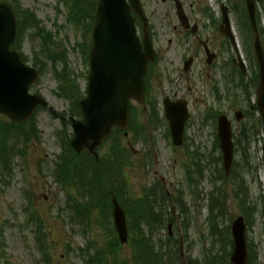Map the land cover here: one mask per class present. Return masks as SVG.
Masks as SVG:
<instances>
[{
  "label": "rangeland",
  "instance_id": "obj_1",
  "mask_svg": "<svg viewBox=\"0 0 264 264\" xmlns=\"http://www.w3.org/2000/svg\"><path fill=\"white\" fill-rule=\"evenodd\" d=\"M20 1L25 7L34 10L45 27L56 34V41L58 40L68 49L70 64L80 75L79 80L84 91L87 85L85 76L88 66L84 63L81 54L74 48L78 42L84 39L83 29L76 25H83L86 21L76 25L69 23L66 14L68 8L61 13V9L64 10V7L58 4V0ZM259 14L261 28L264 31V7L261 5ZM154 23L156 24V20ZM247 31L243 25L242 32L244 35L242 37L245 36L246 38L243 42L249 45V33ZM28 33H34V31ZM240 36L238 30V37ZM39 49L40 40L37 36L36 38L28 36L23 43L22 51L29 57L28 63L30 65L33 64L34 55ZM242 53L246 60L247 56L253 52L249 50L248 54H245V51ZM38 55L43 57L40 53ZM226 55H228V51H226ZM166 57L171 60L173 55L171 52H167ZM246 62L248 63L247 60ZM172 65L174 64H167L164 61L152 81L155 98L158 100L160 95L167 93L168 88H175L169 82L170 79L166 78L167 73L172 70ZM253 65L256 68L255 60ZM51 69V66L45 69L39 82L33 85L31 92H40L55 111L71 116L69 103L54 94L57 81L53 77ZM205 69L206 67L201 64L194 67V71L190 73V85L193 87V91L186 90L182 95L189 100L192 114L187 144L182 147L173 146L166 137V124L157 126L155 116L143 123L145 117L141 112H144L145 108L143 105L134 103L140 113L138 114L139 121H136L135 126L145 128L149 142L146 143L148 144L146 146L141 144L132 146L133 154H137L133 162L135 165L133 168L132 166L128 168L127 176L126 171L124 174L122 169L120 177L125 181L127 180L130 185V193H133L135 197L143 193L144 187L155 186L157 183L165 187L168 191L170 205L167 203L164 210L165 212L168 210L172 214L171 217L174 221L172 237L176 238L172 253L167 252L166 262L167 264H188V257L192 259L201 258L203 247L205 245L208 247L210 244L208 239V237L210 238V226L207 225V194L223 189V193L233 195L232 185L237 173L241 175L245 172L244 179L250 202L247 203V208L254 207L255 209L254 213L249 216L252 224L248 222V240L254 242L257 247L258 263L264 264V131L257 132L248 151H245V145L237 148L235 177L225 182L224 188H222V181L216 180L218 171L223 168L220 161V148L215 140L216 126L212 122V118L205 117L209 98L202 82L204 77H207L197 75L203 73ZM228 72H231V69H227V75ZM231 76L232 72L230 76H226L227 83L223 85L222 93L220 92L222 100L220 102L224 105L220 109L229 113L231 118H235L234 111L231 112V106H234L235 99L230 100L233 89L228 83V80L232 78ZM241 104L237 108L241 107ZM245 106L247 107L248 104ZM73 114L75 117L79 115L76 109ZM257 116L256 112L251 119L245 120L243 123L254 124ZM0 119H5V117L0 116ZM37 127L39 129V142L30 143L25 148L26 153L23 156H21L22 143L16 142L15 145L17 146L14 145L16 154L14 170L10 175L0 176V264H84L85 258H88L85 250L88 241L96 240V246L102 250L106 248L108 239L105 238L101 227L94 225L91 228H86L84 225L69 222L67 218V214L71 217L72 213L68 206V213L66 212V204L67 202L72 204V202L68 201L69 196L66 190L62 189L51 175L52 162L62 152L58 132H63L65 127L63 122L54 116L49 109H44L37 113ZM238 129L236 122L234 132L237 135ZM68 132L72 133L71 126L68 127ZM140 139L143 138L140 137ZM124 141L126 147L129 148L128 142ZM108 148L106 144L100 155H106ZM194 150L198 151L199 154V160L194 159L199 163L196 167L193 166ZM147 151H149V156L145 162L142 155H145ZM120 165H122V161ZM190 176L193 179L192 183L188 181ZM27 192L32 193L31 201L36 211L39 212L40 215H38L41 217L42 223L36 221L30 214V210L27 209V203H29ZM180 193L184 195L182 200L186 204V212L182 211L175 202ZM232 195L227 196L228 205L226 206L225 218L222 219L228 226H231L238 216L244 215L240 200L235 197L236 195H233L234 197ZM72 198L73 196L70 200ZM40 226H43V231L38 234ZM147 227L145 226V229L148 232ZM36 232L38 236L45 238L47 244L50 245L48 248L50 259L48 260L43 261L37 250ZM167 235V228L158 230V234L153 238L155 245L160 247V244H165ZM157 241L158 244H156ZM92 251L94 252L93 249ZM117 257L120 261L127 260L128 264H135L128 244L123 246L122 252ZM109 264H113V261L110 260ZM150 264L152 263L150 262Z\"/></svg>",
  "mask_w": 264,
  "mask_h": 264
},
{
  "label": "water",
  "instance_id": "obj_2",
  "mask_svg": "<svg viewBox=\"0 0 264 264\" xmlns=\"http://www.w3.org/2000/svg\"><path fill=\"white\" fill-rule=\"evenodd\" d=\"M133 8L139 10L138 0H130ZM250 19L255 24V3L247 0ZM126 0H98L93 29V47L90 53L89 86L87 97L80 101L83 120L73 119V148L80 153L85 147L95 153L108 139L113 126L127 129L131 97L143 100V82L148 58L152 48L142 51L135 33L134 21ZM223 31L231 37L229 19L226 18ZM16 35V18L6 4H0V113L15 121L27 120L35 108L47 103L37 95L29 94V86L37 78V72L21 62L17 51H10ZM255 50L260 64L258 106L264 122V53L259 36L256 35ZM243 72L245 71L242 66ZM179 115L172 110L168 116L176 143L181 142L186 108L179 109ZM182 110V111H181ZM219 137L224 156V167L230 171L234 155L231 125L226 117L219 120ZM116 227L123 242L128 239V230L123 210L114 200ZM246 224L243 217L233 222L235 240L233 264H247Z\"/></svg>",
  "mask_w": 264,
  "mask_h": 264
},
{
  "label": "trees",
  "instance_id": "obj_3",
  "mask_svg": "<svg viewBox=\"0 0 264 264\" xmlns=\"http://www.w3.org/2000/svg\"><path fill=\"white\" fill-rule=\"evenodd\" d=\"M72 3L73 9L70 11V19L76 23L86 21L84 22L85 32H90L95 10V0H72ZM19 18V37L29 28L39 29L33 15L21 13L19 14ZM42 39L44 47L47 48V56L54 58L55 50L53 49L55 47H52L54 46L52 38L42 34ZM84 49L87 55L89 50L87 43L84 45ZM51 60L55 64L54 59ZM63 61L67 65L65 57ZM57 76L60 79L57 95L70 100L73 107L77 109V103L83 97L77 79L67 70L57 72ZM119 134L116 131L112 138L113 144L117 146L121 139V135ZM18 141L22 143V147L32 141H39V129L36 120L33 118L24 123H16L0 119V160L2 166L7 171H11L13 167L16 156L14 145ZM63 146V153L53 163V168H55L53 174L58 182L67 188L79 190L82 194V199H76L74 205L68 204L73 217H76L83 224L90 223L93 219L92 213L94 207L98 206L106 218V214L109 212L111 193H118V191L122 193V190H124L121 182L119 183L118 179L114 178L120 172L115 168H118L116 164L120 159L123 160V154L120 155L119 152L118 155L117 151H114V156H107L106 158H101L99 161H96L88 153L78 155L72 150L68 135L63 139ZM224 176L223 172L220 178H224ZM244 182L243 176L237 179L236 185L238 190H236V197L241 201L243 210L248 214L246 206L249 202V197L246 183ZM162 194L164 193H161L160 190L150 192L146 195L145 199L135 200V205L131 207L130 227L133 235L130 245L135 264H150V262L152 264H163V257L167 252L166 249L172 250L171 247L169 249L163 245L158 248L154 244L152 237L150 235L147 236L146 233L144 234L143 224L149 225L150 234H153L156 227L163 226L165 221H167L168 214L164 212ZM96 195L97 201L95 200ZM226 206V194L223 193L222 189L210 194L208 202L210 248L205 253L202 261H191V264H230L229 256L232 239L230 237L229 226L226 225L225 220H222L223 217L225 218ZM183 211L186 212V210ZM106 247V251L96 250L94 255L87 252L88 259L86 260V264H109L108 255L114 258L113 264H128L127 260L120 261L117 257L122 244L115 233Z\"/></svg>",
  "mask_w": 264,
  "mask_h": 264
},
{
  "label": "flooded vegetation",
  "instance_id": "obj_4",
  "mask_svg": "<svg viewBox=\"0 0 264 264\" xmlns=\"http://www.w3.org/2000/svg\"><path fill=\"white\" fill-rule=\"evenodd\" d=\"M245 5V0H143V7L149 20L147 30L148 32L150 30L159 63L166 61L182 67L186 62H190L191 67L197 63H204L207 68L216 70V79L212 76V70L208 75L210 79L208 90L212 92L206 108L212 114L224 106L220 102L221 95L217 97L216 92L222 93L223 85L227 82L226 68L234 65V56L229 52L226 55L227 40L220 30L224 13L230 16L238 35L242 23L237 21V15L243 16ZM142 33L144 34V31ZM239 39L242 44V38ZM167 52L173 54L171 60L167 59ZM178 72L183 75L189 71L183 69V72ZM222 73L223 79L218 81L217 77ZM185 80V83L189 82L188 75ZM248 80L245 79V82ZM182 86H175V90L182 92ZM229 86L233 89L232 82ZM179 92H176L174 98H182L178 97ZM213 109L215 111L212 112ZM242 111L246 119L247 111Z\"/></svg>",
  "mask_w": 264,
  "mask_h": 264
}]
</instances>
